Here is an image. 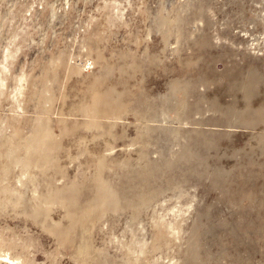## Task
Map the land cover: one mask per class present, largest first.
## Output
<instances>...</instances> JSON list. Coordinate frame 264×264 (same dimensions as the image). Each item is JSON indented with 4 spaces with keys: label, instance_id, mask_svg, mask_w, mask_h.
I'll return each mask as SVG.
<instances>
[{
    "label": "rangeland",
    "instance_id": "374dc122",
    "mask_svg": "<svg viewBox=\"0 0 264 264\" xmlns=\"http://www.w3.org/2000/svg\"><path fill=\"white\" fill-rule=\"evenodd\" d=\"M0 264H264V0H0Z\"/></svg>",
    "mask_w": 264,
    "mask_h": 264
}]
</instances>
